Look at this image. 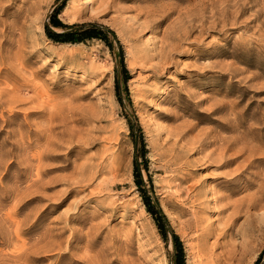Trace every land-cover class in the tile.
Here are the masks:
<instances>
[{"label": "rangeland", "instance_id": "rangeland-1", "mask_svg": "<svg viewBox=\"0 0 264 264\" xmlns=\"http://www.w3.org/2000/svg\"><path fill=\"white\" fill-rule=\"evenodd\" d=\"M77 1L0 0V264H174L135 155L185 264H253L264 220L230 258L240 239L200 228L213 233L239 205L264 218V0ZM61 2L63 22L108 26L112 47L49 38ZM225 155L241 156L219 167Z\"/></svg>", "mask_w": 264, "mask_h": 264}, {"label": "trees", "instance_id": "trees-1", "mask_svg": "<svg viewBox=\"0 0 264 264\" xmlns=\"http://www.w3.org/2000/svg\"><path fill=\"white\" fill-rule=\"evenodd\" d=\"M63 3H59L50 13L49 15V23L45 24V32L46 35L55 40L60 42H75L79 43L80 41H85L88 38H98L101 39L108 47H112V39L111 36L114 37V32L108 26L98 23V22H82V23H65L63 22L58 16V12L62 8ZM55 28H60V30H55ZM120 57L122 55V49H120ZM122 73L126 76L127 69L123 66ZM115 92L118 101L122 104V99L120 96L118 82L116 79L115 82ZM130 134L132 135L135 124L128 120ZM137 130L134 135H132V139L134 142L135 147H137L138 139L140 140L141 147L140 153L144 157L143 167L147 169V162L145 158L146 148L144 145L143 135L140 126L136 125ZM133 175L134 181L137 186V189L140 192L141 199L145 205L146 210L151 214L158 231L163 239L166 238L167 232L171 231L173 243L175 246V256H174V264H185L184 261V250L182 246V242L179 236L174 232L171 228L164 212L162 211L158 199L156 196L149 192L148 189L145 187V183L143 180V176L141 173V167L137 161V155L133 158ZM148 181L150 188L152 189V180L151 176L148 175ZM264 257V249L258 254L257 258L255 259L253 264L261 263L262 258ZM264 264V262H263Z\"/></svg>", "mask_w": 264, "mask_h": 264}, {"label": "bare ground", "instance_id": "bare-ground-1", "mask_svg": "<svg viewBox=\"0 0 264 264\" xmlns=\"http://www.w3.org/2000/svg\"><path fill=\"white\" fill-rule=\"evenodd\" d=\"M83 5V2H81V0H78L77 2H75L74 4V8H79ZM242 149V148H241ZM240 149V150H241ZM241 155L239 156H235V157H230L229 155L226 157L225 156H221V158L219 157L217 161H220L222 160V162H220V166L219 167H223L224 165H228L230 164L231 162L235 161L237 158H239ZM233 173V172H231ZM231 174H229L228 172H225L223 173L222 175H220L217 179L219 180L218 181V184H220L221 186L223 185H226L227 182H228V179L226 177L230 176ZM229 178V177H228ZM184 180V179H183ZM186 180V179H185ZM204 191V190H203ZM202 191V193L199 192V195H195L197 196L195 200H197L199 197H202L206 194H204ZM213 196V195H212ZM209 197V195H208ZM206 198H207V195H206ZM226 198V197H225ZM224 198V199H225ZM201 201L203 200L202 198H200ZM198 199V200H200ZM227 199V198H226ZM222 200V199H221ZM198 202V201H197ZM203 202V201H202ZM207 202V201H206ZM209 202V201H208ZM207 202V203H208ZM256 200H255V204H256ZM201 203V202H200ZM198 203V205L200 204ZM206 203V204H207ZM204 204V203H203ZM202 204V205H203ZM204 204V205H206ZM210 204V203H209ZM208 204V205H209ZM247 204V203H246ZM203 205V206H204ZM233 206V205H229L227 204L226 207H223L222 209L219 210V212H225L227 211L228 209H230V207ZM195 207V206H194ZM201 207V205H200ZM253 207V205H252ZM200 209V208H199ZM202 209V208H201ZM200 209V210H201ZM206 209V208H204ZM203 209V210H204ZM250 207H249V204H247L246 206L244 205H239V206H233L232 209L230 210L231 212L228 213V215H226L223 219V226H221V228H219L218 230L216 229L213 233L211 232L213 229H211V225H208L207 227H203L205 224H203V226L201 227V223H196L194 226H197V228L201 227L200 229L202 230L201 234L203 235L204 238H208L209 236H213V237H216L215 241L217 242L218 241V236H226L229 232L232 234V237H238L240 240L238 242V244L236 245V243L234 242L233 238H230V240L227 242L229 245H230V249L227 251V253L225 254V256L227 258H230L234 252H235V248H239V251L240 252H244L245 250V247L249 244L248 243V240L247 238H249V233L255 231L256 229H259L260 228V225L261 223V220H264L263 216L262 215H259V214H253L251 213L249 216H247V213L250 212L249 211ZM258 209V208H257ZM195 210V208H194ZM193 210V211H194ZM210 210V209H209ZM208 210V211H209ZM189 211V210H188ZM191 211V210H190ZM202 211V210H201ZM207 211V210H206ZM212 211V210H211ZM199 214V213H198ZM193 216V215H192ZM200 216V215H199ZM201 217V216H200ZM193 218V217H192ZM195 218V217H194ZM198 218V217H197ZM240 218H243L242 222L240 223V226H239V229L238 230H234V227H235V224L238 222V220ZM200 218L197 219V221L199 220ZM202 219V218H201ZM249 219H252L253 220V224L251 223L250 225L253 227V229H250L251 226L249 225V227L247 226V221ZM192 219H190L191 221ZM204 221V220H202ZM201 221V222H202ZM206 221V220H205ZM214 221V219L212 220ZM203 223V222H202ZM192 224V223H191ZM190 224V225H191ZM188 225H189V222H188ZM192 226V225H191ZM199 226V227H198ZM219 227V226H218ZM196 230V229H195ZM199 230V229H198ZM258 231V230H256ZM230 234V235H231ZM201 235V236H202ZM216 242L213 243V245L216 244Z\"/></svg>", "mask_w": 264, "mask_h": 264}, {"label": "water", "instance_id": "water-1", "mask_svg": "<svg viewBox=\"0 0 264 264\" xmlns=\"http://www.w3.org/2000/svg\"><path fill=\"white\" fill-rule=\"evenodd\" d=\"M115 56H116V58L119 56V53L118 52H115Z\"/></svg>", "mask_w": 264, "mask_h": 264}]
</instances>
